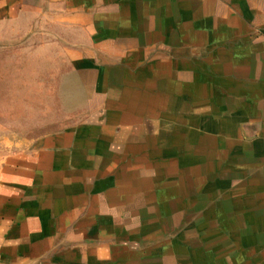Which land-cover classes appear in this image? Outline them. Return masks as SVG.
Segmentation results:
<instances>
[{"label":"crops","instance_id":"0c3cea01","mask_svg":"<svg viewBox=\"0 0 264 264\" xmlns=\"http://www.w3.org/2000/svg\"><path fill=\"white\" fill-rule=\"evenodd\" d=\"M40 35L60 126L0 162V264H264V0H0Z\"/></svg>","mask_w":264,"mask_h":264},{"label":"rangeland","instance_id":"374dc122","mask_svg":"<svg viewBox=\"0 0 264 264\" xmlns=\"http://www.w3.org/2000/svg\"><path fill=\"white\" fill-rule=\"evenodd\" d=\"M41 40L40 35L31 42L0 43V162L60 126L54 89L58 59Z\"/></svg>","mask_w":264,"mask_h":264}]
</instances>
